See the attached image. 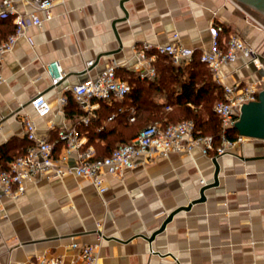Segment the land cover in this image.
Instances as JSON below:
<instances>
[{"label": "crops", "instance_id": "1", "mask_svg": "<svg viewBox=\"0 0 264 264\" xmlns=\"http://www.w3.org/2000/svg\"><path fill=\"white\" fill-rule=\"evenodd\" d=\"M16 5L21 12L34 11ZM52 13L41 26L26 27L0 55V167L31 144L24 115L38 137L55 143L56 154L63 152L57 130L64 125L75 126L95 148L79 127L87 125L80 122L84 111L70 89L87 77L82 73L87 61H94L92 76L110 63L131 65L134 49L143 43L179 42L200 53L211 48L210 27L222 24L256 50L262 65L240 57L221 66L220 82L264 89V26L233 0H61ZM14 28L12 18L1 22L0 42ZM51 61L66 73L55 87L46 71ZM123 70L135 74L130 68H119L118 74ZM37 93L51 103L45 116L30 105ZM102 102L90 121L99 120L95 132L108 133L95 141L117 146L134 138L135 108L121 106L104 115ZM123 111L129 112L128 127L116 118ZM214 156L213 150L205 156L195 149L139 158L121 175L105 173L103 194L73 174L40 176L17 198L3 200L0 264H31L41 255L70 264L79 254L72 243L95 245L100 264H264V140L245 138L217 156L218 184L204 190V201L192 203L201 187L214 181ZM74 160L72 154L64 165ZM188 205L148 240L172 211Z\"/></svg>", "mask_w": 264, "mask_h": 264}, {"label": "built area", "instance_id": "2", "mask_svg": "<svg viewBox=\"0 0 264 264\" xmlns=\"http://www.w3.org/2000/svg\"><path fill=\"white\" fill-rule=\"evenodd\" d=\"M17 1L22 5L31 6L34 11L21 12L16 5ZM58 1L61 0H0V19L12 18L15 25L14 32L0 42V55L9 51L18 37L24 36L26 27L41 26L43 21L50 20L53 16L52 9ZM38 12L43 16L40 17ZM223 31L222 24H213L210 27L211 48L199 54V60L207 65L215 80L222 86V98L213 106L221 124L219 146L214 149L212 135L199 134L195 130L193 120L182 119L166 126L159 122L148 124L129 142L117 145L106 156H98L95 148L87 145L80 137L75 126L64 125L57 130V142L63 145V152L56 154L55 143L38 137L33 121L24 115V135L31 144L23 154L16 156L6 169H0V210L3 208L5 197L17 198L24 193L28 183L35 182L43 175L61 177L73 174L87 179L98 193L103 194L106 190L104 174L121 175L124 170L134 168L139 158L167 157L171 153L190 154L195 149L205 156L214 149V157L217 158L235 142L245 139L237 134L236 139L232 141L226 138L225 133L235 128L242 106L258 100V89L250 83L230 85L220 82V68L223 64L235 62L240 57L246 58L256 68H260L262 64L253 47L236 34H229L222 39ZM173 37L177 38V34H173ZM195 53L194 48L179 42L156 46L143 43L134 49L131 65L110 63L94 76L90 75L94 61H87L82 70L87 77L70 89L80 109L84 111L80 122L88 124L96 117L95 110L100 102H121L130 92L131 85L118 74L119 68H130L140 79L153 78L156 74L155 61L158 55H167L174 65L179 66L191 63ZM46 71L54 87L66 76L58 61L49 62ZM59 100L65 102L64 97H60ZM30 105L38 116H45L52 109L51 103L43 93H37L30 100ZM114 116L115 113L107 119L112 120ZM129 120H134L133 110ZM72 154L75 156L73 164L64 165ZM71 247L78 248L79 254L70 264H100L95 245L79 246L72 243ZM31 264L63 263L57 256L41 255Z\"/></svg>", "mask_w": 264, "mask_h": 264}, {"label": "trees", "instance_id": "3", "mask_svg": "<svg viewBox=\"0 0 264 264\" xmlns=\"http://www.w3.org/2000/svg\"><path fill=\"white\" fill-rule=\"evenodd\" d=\"M6 20L9 18H1L0 23ZM222 34L225 38L229 35L225 27ZM199 54L195 53L188 65L179 66L174 65L167 55H158L155 61L156 74L153 78L140 79L127 70L119 72L120 76L128 80L131 90L119 103L102 102L103 114L116 111L121 106L125 110L133 106L136 110V119L131 125L133 130H140L148 125V122H159L162 126H166L182 119H191L199 134L212 135L214 141L219 142L221 124L213 106L222 98V86L214 79L207 65L199 60ZM190 104L199 105L200 108L194 109ZM128 115V111L119 113L116 116L118 123L128 127ZM97 124L99 120L90 121L87 125L79 127L87 133L89 141L94 143L97 155L106 156L115 146L110 143L101 145L95 141V139L104 138L108 133V130L95 132L94 127ZM237 134V130L231 128L226 131L225 136L233 141ZM126 142L129 141L124 143ZM8 165L0 169H6Z\"/></svg>", "mask_w": 264, "mask_h": 264}, {"label": "water", "instance_id": "4", "mask_svg": "<svg viewBox=\"0 0 264 264\" xmlns=\"http://www.w3.org/2000/svg\"><path fill=\"white\" fill-rule=\"evenodd\" d=\"M240 5L245 11L253 16L264 26V0H233ZM237 133L245 138H256L264 140V89L258 92V100L244 104L241 108V114L238 121L234 125ZM212 162L215 166L214 181L208 185L202 186L200 189V196L195 202H202L205 200L204 190L206 188L216 186L218 184L219 164L217 158L214 157ZM190 205L180 207L172 211L162 222L160 227L152 233L148 238L151 241L155 235L161 232L165 225L172 219L173 215L182 209H188Z\"/></svg>", "mask_w": 264, "mask_h": 264}, {"label": "rangeland", "instance_id": "5", "mask_svg": "<svg viewBox=\"0 0 264 264\" xmlns=\"http://www.w3.org/2000/svg\"><path fill=\"white\" fill-rule=\"evenodd\" d=\"M147 124H152V123H149V122H148ZM208 135H209V134H208ZM219 142H220V140H219ZM219 142H215V141H214V149L216 148V146H218ZM115 147H116V146H115ZM214 149H213V152H214Z\"/></svg>", "mask_w": 264, "mask_h": 264}]
</instances>
